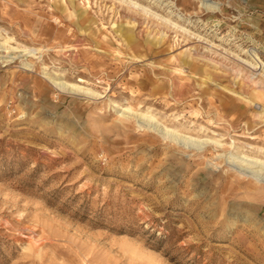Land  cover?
Listing matches in <instances>:
<instances>
[{
	"label": "rangeland",
	"instance_id": "1",
	"mask_svg": "<svg viewBox=\"0 0 264 264\" xmlns=\"http://www.w3.org/2000/svg\"><path fill=\"white\" fill-rule=\"evenodd\" d=\"M230 154L264 174V0H0V264H264Z\"/></svg>",
	"mask_w": 264,
	"mask_h": 264
},
{
	"label": "bare ground",
	"instance_id": "2",
	"mask_svg": "<svg viewBox=\"0 0 264 264\" xmlns=\"http://www.w3.org/2000/svg\"><path fill=\"white\" fill-rule=\"evenodd\" d=\"M24 66H30V64L27 62L24 64ZM50 79L53 81L54 84L58 85V86H61V87H66V83H63V82H57L56 80H54L53 78L50 77ZM164 135L175 141L176 143L178 144H181L183 145V147L185 146L186 148H195L197 150H201L203 149L204 147V142L203 141H197V140H194L192 138H188V137H185L183 135H181L179 132L177 131H166L164 133ZM163 136V135H162ZM166 138V139H167ZM228 162H232V164L237 168V170H239L240 172H243V173H246V174H250L256 178H258V181H262L264 182V174H262L260 172V170H252V162L245 159L244 157H240V156H236V155H233V154H230L228 156ZM246 163L247 165H249V168L247 171L245 170V168H243V163ZM243 168V169H242Z\"/></svg>",
	"mask_w": 264,
	"mask_h": 264
}]
</instances>
